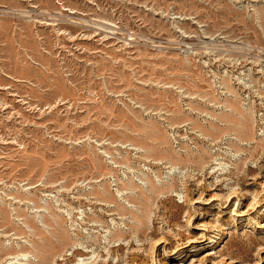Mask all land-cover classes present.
I'll use <instances>...</instances> for the list:
<instances>
[{
	"label": "rangeland",
	"instance_id": "obj_1",
	"mask_svg": "<svg viewBox=\"0 0 264 264\" xmlns=\"http://www.w3.org/2000/svg\"><path fill=\"white\" fill-rule=\"evenodd\" d=\"M0 264H264V0H0Z\"/></svg>",
	"mask_w": 264,
	"mask_h": 264
}]
</instances>
